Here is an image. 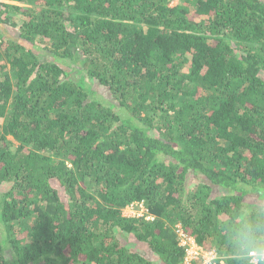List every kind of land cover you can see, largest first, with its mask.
I'll return each mask as SVG.
<instances>
[{
	"label": "trees",
	"instance_id": "trees-1",
	"mask_svg": "<svg viewBox=\"0 0 264 264\" xmlns=\"http://www.w3.org/2000/svg\"><path fill=\"white\" fill-rule=\"evenodd\" d=\"M172 1L0 0V264L264 252V0Z\"/></svg>",
	"mask_w": 264,
	"mask_h": 264
},
{
	"label": "built area",
	"instance_id": "built-area-1",
	"mask_svg": "<svg viewBox=\"0 0 264 264\" xmlns=\"http://www.w3.org/2000/svg\"><path fill=\"white\" fill-rule=\"evenodd\" d=\"M127 208H137L139 213L134 216H145L147 209L142 203L135 202ZM145 218L148 220L153 219L151 215H146ZM178 235L180 237V245L185 248V256L183 264H225L224 257L219 255L214 250H205L201 245H198L194 237L188 236L184 230L178 229ZM250 261L253 264H264V252L258 253L257 251L249 252Z\"/></svg>",
	"mask_w": 264,
	"mask_h": 264
},
{
	"label": "rangeland",
	"instance_id": "rangeland-1",
	"mask_svg": "<svg viewBox=\"0 0 264 264\" xmlns=\"http://www.w3.org/2000/svg\"><path fill=\"white\" fill-rule=\"evenodd\" d=\"M177 3H178V0H173L171 4H172V5H175V4H177ZM97 90H98V92H99L100 94L103 95V97H105V98L108 97L107 92H105V90H104L102 87L98 86ZM139 212H140V211H139V209H137V208H132V209H131V208H126V209L124 210V214L127 215V216H134V214L139 213Z\"/></svg>",
	"mask_w": 264,
	"mask_h": 264
},
{
	"label": "clouds",
	"instance_id": "clouds-1",
	"mask_svg": "<svg viewBox=\"0 0 264 264\" xmlns=\"http://www.w3.org/2000/svg\"><path fill=\"white\" fill-rule=\"evenodd\" d=\"M250 257V256H249ZM251 260V259H250ZM251 262V261H250ZM252 263V262H251Z\"/></svg>",
	"mask_w": 264,
	"mask_h": 264
}]
</instances>
